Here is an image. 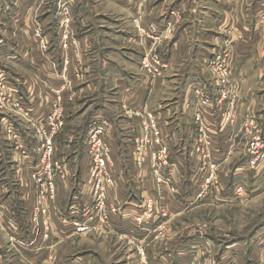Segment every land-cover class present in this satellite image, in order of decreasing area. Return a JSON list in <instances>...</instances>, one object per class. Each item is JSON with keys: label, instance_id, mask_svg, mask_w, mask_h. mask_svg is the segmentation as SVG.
<instances>
[{"label": "rangeland", "instance_id": "obj_1", "mask_svg": "<svg viewBox=\"0 0 264 264\" xmlns=\"http://www.w3.org/2000/svg\"><path fill=\"white\" fill-rule=\"evenodd\" d=\"M174 1L4 0L2 3L0 202L5 205L8 199L10 207L0 205V219L3 221L5 217L4 231L0 228V241L9 242L6 249L0 250V264H178V260L175 259L176 249L172 248L174 244L177 247L181 246L186 252L188 264H222L228 259L231 261L225 264H264V167L262 174H256L255 171L251 172L247 167L245 168L243 164H246L247 160L245 153L248 137L243 134L244 132H239L244 124L243 120L247 118L248 110L252 111L253 107L246 104V101L244 105L238 104L236 98L233 101L234 105L230 106L233 113L238 110V114L241 113L243 117H239L235 129L238 138L235 142L223 144L220 149L222 153L220 157L217 156V159L223 163L219 179L222 194L221 196L219 193L213 194V201L203 199L204 201L198 202L197 197L200 192L193 187L197 178L193 165V143L187 142L184 136L181 137L182 134L184 135V126L181 123L182 101L188 81L192 79L198 67L207 70L211 66L213 69L227 70L231 75V88L242 85L248 91L253 90L255 98L257 94L264 96V11L254 13V8L262 5L264 0H215L214 24L208 26L209 33H206L211 36V40L201 38L197 41L195 33L198 30H195L190 41L192 56L195 57L194 54L200 49L199 57L190 59L187 65L176 72L171 71L172 67L168 64L165 72L167 76L162 77L164 84H162L163 80L159 82L161 78L155 80L152 96L148 101L146 100L152 102L151 105L135 107L133 101L135 95H131L130 102L133 101L134 107L131 105L130 109L124 108V112L115 104L113 108H109L110 113L106 114L115 129L117 155L123 168L120 174L123 177L118 176L117 179H125V192L128 191V195L130 194V199L125 198L122 203L123 211L126 207L127 209L131 207L133 200L138 202V205L131 209L139 207L145 200L140 197L138 191L144 184L139 183L142 178L140 179V174L137 175V168L133 167L131 158L136 130L143 119H147L150 114L146 107H149L158 119L164 118L170 123L169 134L175 132L173 139L171 136H166L172 148L171 163L177 166L180 176L185 178L184 191L178 203L177 201L170 203L171 209L166 208L163 202H159L158 205L161 210L165 208L166 212L173 214L174 211L177 215L174 217L168 215L164 219V224L155 225L154 230L147 234V237H140L139 234L133 236L134 231L132 233L131 230L130 235H125V232L117 234L112 231L114 228L105 229L104 232L82 233L76 226L77 223L88 222L89 219L85 216L88 205L84 203L86 196L82 195V186L85 184L83 181L85 176L92 167L87 158L85 138L90 123V112L94 109L91 106L92 102L86 98L88 94L85 96L79 94L78 97L77 91L82 83L88 82L91 77L88 74L85 79L80 73L81 70L77 67L78 58L75 55L76 59L73 60L76 69L71 67L69 57L62 61L53 57L49 61L41 56V52H46L48 48L45 39L48 31H44L42 20L53 22L52 27L54 26L55 31L56 28L58 30V43H52L56 50L61 47L66 52L75 50L78 53L80 49L78 38L83 36L90 37V42L96 40V43H101L105 47V52L113 51L117 57L118 53L121 55L120 50L123 48L126 51L124 55L131 58V61L125 64L119 59L118 62L113 63L116 64L118 73L124 68L122 73L127 71L128 75L125 77L130 78L132 82L137 78H145L141 72V61L149 44L153 42L152 37L165 40L163 44L165 57L171 52L180 29H173L167 23L166 19L171 17L173 11L163 10L159 13L157 6L163 3L162 6L165 4L170 7ZM129 2L130 9H126ZM195 2L199 7V1L195 0ZM146 3H149L148 12ZM219 4L224 7L218 8ZM86 11H89V14ZM136 18L140 20L139 26L134 24ZM204 19L205 16L200 14L199 20L203 25L206 22ZM40 30L43 32L41 33ZM115 34L130 35V45H123L121 39L116 41ZM93 50H97V47ZM24 55L27 57L26 61L22 59ZM240 57L243 60H240ZM67 61L70 75L63 73V66ZM258 64L262 66L259 67ZM247 67L248 71L255 70L250 76L247 74L249 78L247 77L244 83L238 76L243 78L242 70ZM237 69H240V72L235 75ZM146 77L149 79L147 75ZM102 81L106 82V78ZM109 83L106 82L112 88V81ZM68 90H71L72 101H77L80 106L77 108L79 110L77 114L68 112L67 127L58 140L64 149L57 153L62 161L64 175L57 174L54 181L57 187L54 191L47 185L42 187L38 184L34 177L37 171L35 160L24 161L21 158L22 160L19 161L18 154H15L14 163L8 160L7 154L13 155L14 144L15 147L19 145L28 148L30 153L33 152L34 158H37L34 131L43 118L48 116L54 105L62 108L66 105ZM135 93L140 97L144 96L143 91L139 90ZM29 94H32L30 101ZM33 96L38 99L33 100ZM78 98L81 100L79 101ZM91 100L93 101V98ZM34 102L35 107H40L34 109ZM126 112H129L130 119ZM227 114L229 112L225 111L226 116ZM39 115L44 116L39 120ZM222 115L225 116L221 111ZM256 117L264 128V112L263 116ZM69 120L70 124H68ZM69 148L72 149L70 153H68ZM224 148L229 150L223 152ZM81 152L82 156L79 158ZM228 153H230L229 158H227ZM17 165L20 167H16ZM147 175L148 181H152L150 173ZM230 181H233L234 185L238 182L244 183V192L236 195L235 190H232L231 195L224 196L225 183L228 185ZM3 185L7 192L1 188ZM18 192L21 200L16 197V193L19 195ZM13 215L16 216L15 223L11 219V217L14 219ZM124 220L127 223V217H124ZM112 222L117 230H122L116 226V224L123 226L121 224L124 221L121 216H114ZM21 224L27 228V233ZM16 225L19 231H15ZM7 233H12V237L8 235V240L3 235L7 236ZM126 236H130V243ZM131 237L137 239L132 241Z\"/></svg>", "mask_w": 264, "mask_h": 264}, {"label": "built area", "instance_id": "obj_2", "mask_svg": "<svg viewBox=\"0 0 264 264\" xmlns=\"http://www.w3.org/2000/svg\"><path fill=\"white\" fill-rule=\"evenodd\" d=\"M3 2L4 0H0V11ZM175 14L176 19H174ZM166 20L173 29H177L183 21L182 11L173 10L171 17ZM134 24L139 26L140 20L138 18L134 19ZM40 32L42 33L43 30H40ZM39 35L41 36V34ZM152 39L153 42L149 44L141 61V72L149 81L150 88L154 87L155 80L164 79L162 77L165 75L168 66L161 54L165 40L158 37H152ZM69 71V62L67 61V64L63 66V73L65 72L68 75ZM206 73L209 80L208 86L194 83L191 88L192 98L190 100L193 119L190 142L193 143V165L197 173L193 187L199 189L200 193L198 197L196 196L198 202L203 199L213 201V194L215 193H219V196H221L222 188L219 179L221 178L223 163L217 158L222 153L220 149L223 145L216 138H226L230 129L227 144L235 142L238 138L235 129L239 117H241L238 110L233 113V110L230 109V106L234 105V98L237 99L239 104L238 87L231 88L230 73L227 70L213 69L211 66L206 70ZM69 99L71 101L73 97H69ZM146 109L150 114L147 119H143L136 130L131 162L138 169L147 168V174L150 173L153 178L155 191L152 193L154 195H150L137 209L132 210L131 218L129 214L127 224L134 223L136 226L138 225V228L144 234H149L150 230L145 227L149 222L155 220L157 216L160 217V220L167 218L168 215L170 216V213L164 210L165 208L163 210L159 208L158 203L163 202L166 208H170V203L176 201L178 203L184 191L185 178L180 176L177 166L171 163L172 148L164 136L163 127L158 116L154 115L149 107H146ZM221 111L224 115L225 111H228L229 114L227 116L222 115V117ZM209 114H212L211 116L219 121H208ZM246 117L239 132H244L243 134L248 137L245 153L247 157L246 167L251 172H257L260 166H264V128L253 111L248 110ZM67 119L66 105L63 108L54 105L48 116L43 119L39 127H36L34 137L37 142L35 146L37 158H34L33 152L30 153L28 148L12 145L14 154H18V158H20L19 161L22 159L24 161H36L37 171L34 177L38 184L42 187L47 185L54 191L57 187V183L54 182L57 174L64 172L61 166L62 161L58 158L57 153L64 151L61 142L58 143V138L67 127ZM114 130L109 117L94 115L90 117L85 147L87 158L90 160L92 167H90L89 174L85 176L87 179L83 180L85 184L82 186V195L86 196L84 203L88 205L86 206L85 216L89 219L88 222L76 224L78 231L82 233L104 232L105 229L112 228H114L112 231L115 232V224L112 222L114 216H122L127 211V207L125 211L122 210L124 201L119 200L116 181L112 174L114 157L107 140L113 135ZM174 135L175 133H171L168 136L173 139ZM16 139L18 140L17 136ZM228 150L229 148H226L223 152ZM71 151L72 149L69 148L68 153ZM229 157L230 153L227 154V158ZM16 167L20 166L17 165ZM243 181H245L244 178ZM244 188V183L241 182L234 185L236 195L244 192ZM223 191L224 194H228L226 185ZM111 193H114L113 204L108 200ZM125 194H128V191ZM196 197L194 198L196 199ZM124 217L122 218L124 219ZM116 226L119 227L117 224ZM125 238L130 243V236ZM131 239L133 241L137 238L131 237Z\"/></svg>", "mask_w": 264, "mask_h": 264}, {"label": "crops", "instance_id": "obj_3", "mask_svg": "<svg viewBox=\"0 0 264 264\" xmlns=\"http://www.w3.org/2000/svg\"><path fill=\"white\" fill-rule=\"evenodd\" d=\"M197 1H199V3H200L199 7H198L197 3L195 2V0H175L171 4L170 7L166 6L165 4H164V6H162L163 3H160L157 6L159 13L163 10H166V12H170L171 10L172 11L173 10H180L183 12V21L177 28V29H180V31L177 34V37H176V40L173 44V48H172L171 52L169 53L168 56L165 57V50L163 48L161 49V54H162L163 59L172 67L171 71L174 70V72H176L179 70V68H182L185 65H187L190 59L194 60L196 57H199L200 49L197 50L198 51L197 54H194L195 57H193L191 54V48H190V41L192 39L193 34L195 33L194 32L195 30H198L195 33L197 35V37H196L197 41H199L201 38H202V40L203 39H210L211 40V36H209L206 33H209L208 26L214 24L215 15L213 14V11H214V6H215V0H197ZM165 3H167V1H165ZM148 5H149V3L148 4L146 3L147 12H148ZM221 6H223V5L219 4L218 8H221ZM162 7H163V9H162ZM126 9H130V2L128 5H126ZM223 9H225V8H223ZM248 10H249V8H248ZM203 11L206 13L204 14ZM263 11H264V1L262 2V5L256 6L254 8V13H256V12L257 13H259V12L263 13ZM86 13L89 14V11H86ZM200 14L205 16V19H204V21H206L205 25L200 23V20H199ZM154 18H155V16H154ZM86 19H87V17H86ZM150 19L152 20V16ZM42 21L41 22H42L43 27L45 29L44 31H48L46 33V38H45L46 42L48 44V48H47L46 52L45 51L41 52V54H42L41 56L45 60H49V61H50V58L52 59L53 57L55 59L59 58L61 61L64 58L69 57L71 59V67L73 69H76L78 67V69L81 70L80 73L83 74L85 79H87L86 75H88V74H89V77H91V80H89L88 82L84 81L82 83L81 87L79 88V90L77 91L78 97H79V94L81 96H85L88 94V96L86 98L88 99V101L92 102L91 106H93V108H94L93 111L91 110L90 113H94L93 115L97 116V117L106 116V114L110 113L109 108L110 107L113 108V106H115V104L119 108L123 109V111L125 112L124 108L130 109V106L131 105L133 106V101L136 104L135 107H143L145 105H151L152 104V102H147L148 99L150 98V96H152L151 91L154 90V88L152 89L149 87V81H147V80H145V78L143 79L141 77L140 79L137 78L131 82L130 78L125 77L126 75H128V72L126 71V73H122L124 68L120 69L119 73H118L117 66L113 62H115V61L118 62V60L120 59L121 62L128 64V61L129 60L131 61V58L129 59V58H127L126 55H124L126 53V51H124L123 48H121L122 50H120V51H122L121 55H120V53H118V57H117L116 53H114L113 51L105 52L104 51L105 47L102 46L101 43H96V40L94 42H90V37L83 36V37L78 38V43H79L78 45L80 48L78 50V53L75 52V50H70V51L66 52V51L62 50L61 47H58V50H56V47H54L52 45V43L53 42L56 44L58 43V38H57L58 37L57 36L58 30L56 28V31H55L54 26L52 27L53 22H47V19L42 20ZM49 25H50V27H48ZM3 26H5V25L3 24ZM244 26L246 27V23L244 24ZM49 28H50V30H48ZM3 33H5V32H3ZM115 35L116 36L114 38L116 41H119L121 39L120 41L123 45H126V46L130 45V35H128V34L126 36H124V35L120 36L117 34H115ZM55 39H56V41H55ZM109 42H111V41H109ZM211 45H212V42H211ZM94 47L95 48L97 47V50L94 51L93 50ZM133 54L136 56L135 53H133ZM74 55L76 58H78L77 67H75V65H74L75 61L73 59H76V58H74ZM136 57L138 59V56H136ZM22 59H23V61L24 60L26 61L27 57L24 55V57ZM240 60H243V59L240 57ZM192 61L190 63H192ZM244 66H245V64H243V67ZM258 66L261 67L262 64L261 65L258 64ZM49 68L51 69L50 66H49ZM246 69H247V71H246ZM51 70L56 72V70H54V69H51ZM239 70L240 69H237L235 71V75L238 74ZM248 70H249L248 67L245 68L244 70H242L243 71V78L238 76L241 79V81L244 83L248 77L247 74L250 76L251 72L254 71L255 69H251V71H248ZM0 71H1V69H0ZM258 71H259V69H258ZM68 74L70 75V71ZM165 75L167 76V74H165ZM94 78H96L95 79L96 83H95V81H93ZM103 78H106V82H108V83H109V81H110V83L112 81L113 87L111 88L110 85L108 86V84H106L105 81H102ZM162 80H163L162 84H164V79H161L159 82H161ZM102 82H104V83H102ZM263 82H264V79H263ZM194 83H200L202 85L208 86V83H209L208 76H207L206 70L203 69L202 67L196 68V70L194 71V75H193L192 79L190 81H188V86L185 89V95H184L183 101H182L183 107H181V108L183 110V113L181 115V123H183L182 126H184V128H183L184 129V135L182 134L181 137L183 138V136H184V138L186 139L187 142H190L192 139L191 124H192L193 119H192V112L190 109V100L192 98L191 88L194 85ZM237 84H239V83H237ZM237 87H238V94L240 97L239 104L244 105V101H246L247 102L246 104H248L250 107H253L252 111L254 112V114L256 116H263L264 96L261 94H257L258 96L255 98L253 90L248 91V89L245 87H242V85L241 86L237 85ZM139 90L143 91V93H144L143 97L136 95L137 93H135V92H137V91L139 92ZM158 90H160V89H158ZM131 95H135L132 103L130 102V96ZM69 97H71V90H68L66 92V102L65 103H66L67 111L69 113L74 112V115H75V113L76 114L78 113L79 110H77V108H79L80 105L75 100L70 101ZM92 98H93V101L91 100ZM114 98H116V99H114ZM243 98L245 100H243ZM31 99H32V94H29L28 100L30 101ZM34 99L37 100L38 98L33 96V100ZM78 100L80 101L81 98H78ZM35 106H36V103L34 102V107ZM37 107H40V106H37ZM37 107H35L34 109H36ZM259 107H262V108L260 109ZM126 114L129 115V112H126ZM211 115L212 114L208 115V121L209 120L213 121V122L219 121L215 117H212ZM42 116H44V115H39L38 119L39 120L42 119ZM128 117H129L128 119H130V115ZM242 117H243V115L241 116V118ZM4 119L6 120V118H4ZM175 119L177 120V118H175ZM159 120H160V123L162 124L163 133H164V136L166 138V136H168L170 131H171V126H169L170 123L168 121H166L164 118L163 119L161 118ZM68 124H70V120H69ZM229 132H230V129L228 130L226 138H219V137L216 138L221 145L227 144V138H228ZM107 142L109 143L110 147L112 148L113 155L115 156L114 157V168L112 170L113 171L112 174H113L115 181H116V187H117L118 193L120 191V193L118 194L119 200L121 199L124 201L125 198L130 199V196L128 194H125V188H124L125 179L124 178H118L117 179L118 176L123 177V175H120L123 172V168H122L121 160L119 159V157L117 155L118 143H117L116 139L114 138V133L112 136H110V138L107 140ZM12 152H13V155L11 153L7 154L9 157L8 160H11L12 162L15 163V160H14L15 154H14L13 150H12ZM5 153H7V152H5ZM132 164L134 167L135 166L134 163H132ZM145 167H148V166H145ZM133 171H135V169H133ZM148 171H149V168H148ZM136 173H137V175L138 174L141 175L140 179L142 178V180H140L139 183L144 184L143 186H140V188L138 190L140 193V197L143 199H146L150 195H154L152 193L155 191L154 190L155 184H154L153 180L148 181L147 168H142V169L137 168ZM1 188H3L5 190L4 185L1 186ZM21 188H23V187H21ZM5 192H7V191L5 190ZM60 192L63 194L62 191H60ZM18 193H19V195L16 193V197H18V199L21 200V198H19L20 192H18ZM113 194L114 193L110 194V199H109L110 202L113 201ZM9 203H10L9 200L6 199L5 205L3 204V202H0V205L3 204L7 208H9L10 207ZM131 204H132L131 207H129L130 209H127V211L121 216V218L123 216L127 217V221H128L129 214H130V218H131L132 210L137 209V208H135V209H131V208L133 206L138 205V202H135L133 200ZM175 207L176 206H174V208ZM174 215L176 216L177 213H175L174 211H173V214L170 213V216L174 217ZM3 217H4V215H3ZM13 217H14V219L12 217H11V219L14 221V223L17 222L16 218H15L16 216L13 215ZM3 221H5V217L3 218ZM3 221L0 219V228L2 231H4L3 226L5 225V223ZM123 221H124V223L121 224L123 226L117 227L118 229H122L121 231H119L115 228V232H117V234L125 232V235H130V230H131V232L134 231V233L132 232L133 236L139 234L140 237H147L154 230L153 229L154 226L162 224L164 222V219L160 220V217L157 216L155 220H153L152 222H149V224L146 225V226L150 227L147 229V230H150V233L149 234L147 233L148 235L144 234L141 231V229L138 228V225L136 226L134 223L133 224L130 223V225H129L125 222L124 219H123ZM22 224H21V226H22ZM22 227H23L24 231H26L27 228H24V226H22ZM125 227H127V228L125 229ZM19 230L20 229L18 228V225H16L15 231H19ZM8 232H11V231L8 230ZM12 233L14 234L16 232H12ZM12 233L11 234L7 233V236H6V234H3V235L8 240V235H10L12 237ZM26 233H27V231H26ZM8 244H9V242L3 243L0 241V250L3 251L4 250L3 248L6 249V246L8 247ZM172 248L176 249L175 254L177 256H175V259L178 260V264H188V261H186V258L188 257V255L185 254L186 252L183 250V248L181 246L177 247L175 244H174V247H172ZM173 249H172V251L174 252ZM172 258H174V256H172ZM161 262H163V259Z\"/></svg>", "mask_w": 264, "mask_h": 264}, {"label": "trees", "instance_id": "obj_4", "mask_svg": "<svg viewBox=\"0 0 264 264\" xmlns=\"http://www.w3.org/2000/svg\"><path fill=\"white\" fill-rule=\"evenodd\" d=\"M93 114H94V113H93ZM93 114L91 113V115L89 116V118L92 117ZM3 119H4V117H3ZM59 138H60V137H59ZM59 138H58V140H59ZM81 156H82V152H81L79 158H81ZM83 157H84V156H83ZM83 157H82L81 160L84 159ZM243 165H245V168H246V164H243ZM263 167H264V166H260V168L258 169V171L256 172V174H262ZM236 175H237V174H236ZM245 176L248 177L247 174H245ZM234 177H235V176H234ZM232 182H233V181H230V183L228 184L229 186L225 183V185H226V192H228L229 195H231V191L234 190V183H232ZM228 194H227V195H228ZM227 195L224 194V196H226V197H227ZM228 261H231V260L228 259L227 261L223 262L222 264H225V263L228 262Z\"/></svg>", "mask_w": 264, "mask_h": 264}, {"label": "bare ground", "instance_id": "obj_5", "mask_svg": "<svg viewBox=\"0 0 264 264\" xmlns=\"http://www.w3.org/2000/svg\"><path fill=\"white\" fill-rule=\"evenodd\" d=\"M146 227V229H148V228H150V227H148V226H145ZM154 229V228H153Z\"/></svg>", "mask_w": 264, "mask_h": 264}]
</instances>
